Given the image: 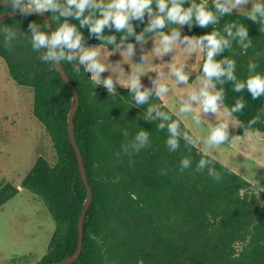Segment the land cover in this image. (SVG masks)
<instances>
[{
    "label": "trees",
    "instance_id": "trees-1",
    "mask_svg": "<svg viewBox=\"0 0 264 264\" xmlns=\"http://www.w3.org/2000/svg\"><path fill=\"white\" fill-rule=\"evenodd\" d=\"M62 2V0H61ZM205 0H195L204 3ZM209 9L213 0H206ZM186 3L184 7H188ZM155 11V6L153 5ZM231 12L220 18L217 25L201 28L193 23L180 27L185 34L201 36L213 30L222 35L225 25L235 22L248 30V39L264 55V31L261 25L247 19L249 12ZM11 10L0 4V14ZM54 13L47 12L52 21ZM87 15V13H85ZM1 20V17H0ZM35 22L43 32L48 31L44 19L38 15L21 13L5 17L0 22V56L4 59L10 77L19 85L28 87L32 94L31 112L48 135L55 152L51 162L43 155L34 159L20 179V185L40 198L54 221L47 249L40 259L32 264H48L70 255L78 239L77 220L87 195L81 179L74 149L68 137L67 114L72 104V93L60 76L56 65L43 62L39 52L32 49L29 23ZM64 22V18H60ZM84 37V42L104 45L89 34L87 26L79 27V21L68 18ZM139 34L147 26L132 21ZM53 30L58 23L51 22ZM13 28L17 39L12 42V51L5 48L3 29ZM176 25L162 29L167 33ZM235 31V29H233ZM105 36L121 33L114 28H105ZM154 35L147 34L148 37ZM128 43H136L134 37ZM240 45L233 40L232 47L216 59H233L236 62L237 81L247 78L239 72L236 60ZM205 53L199 69L205 61ZM70 81L78 93V102L73 113V131L80 148L92 198L83 217L82 248L70 264H100L101 246H106L112 257H119L137 264H264V192L252 188L249 181L213 159L209 154L192 147L183 139V133L195 136L185 124L160 103L155 91L147 103L136 105L128 88H116V95L108 94L102 85L95 87L90 73L80 66V74L73 72V65L62 62ZM224 89L225 108L231 109L238 99L245 107L232 116L238 122L237 133L243 131L264 132V96L253 99L247 89L233 91V82L217 84L215 90ZM143 90V89H142ZM95 94V96L93 95ZM169 115L163 120L151 115L153 107ZM260 114L261 122L248 129V121ZM172 120L180 123L179 148L170 152L166 141L169 138L167 124ZM160 123L165 124L158 130ZM149 133V145L138 153L125 155L121 146L130 142L139 131ZM124 132L128 136L123 135ZM121 152L117 157L116 153ZM188 158L191 167L181 171L180 162ZM210 163L197 172L200 159ZM214 168L221 173L220 181L208 175ZM166 171L167 174H162ZM18 191L16 184H0V205Z\"/></svg>",
    "mask_w": 264,
    "mask_h": 264
},
{
    "label": "clouds",
    "instance_id": "clouds-1",
    "mask_svg": "<svg viewBox=\"0 0 264 264\" xmlns=\"http://www.w3.org/2000/svg\"><path fill=\"white\" fill-rule=\"evenodd\" d=\"M5 7L11 8L12 12L19 11L22 15H33L35 13H54L51 22L58 23V27L49 35L39 29L35 22L28 25L30 29V43L34 51L43 49L39 59L52 65H60L67 62L73 65V72L80 74V66H83L85 73H90V80L95 87L102 85L107 89L108 94L116 95L114 80L111 76L102 78V73L108 71L105 63L98 60L100 52L95 47L84 48V37L75 24L68 22V18H74L79 21V27L87 26L89 34L95 36L100 41L108 45H112V53L120 52L130 60L136 54V47L132 43H128L129 37H134L137 44L143 46L148 39L147 34H158V46L155 47L159 56L172 53L175 46L183 45V50L190 56L197 50L205 53V61L202 66L204 79L198 89H192L187 94L179 108L180 114H193V122L199 126L201 124V115L218 114L224 101V89L221 87L216 89V85H223L225 82H233V91L239 93L247 89L251 93L253 99L264 96V75L256 73L249 76L244 82L237 81L235 75L236 62L233 59L223 58L217 60L216 57L225 52L226 49L232 47V41L235 40L243 50H247L251 46L248 39V30L242 24L232 22L224 26L222 35L220 31L213 30L208 34L189 37L181 36L177 27L172 28L169 34H165L162 29L169 25L183 27L187 25L189 28L195 23L196 26L206 28L208 26L217 25L220 18L228 15L233 9L247 4L248 0H213L212 8L209 9L206 0L204 3L197 4L195 0H3ZM188 7H184L185 4ZM155 6V11L153 9ZM87 13V15H85ZM145 14L148 17L147 26L137 34L134 30L133 20L143 22ZM64 18V22H60V18ZM247 19L261 25V31H264V4L257 3L249 12ZM49 27V24H47ZM105 28H114L116 32L121 33L119 42L115 35L105 36L103 33ZM235 29V31H233ZM5 36V48L11 52L12 42L17 39L18 33L15 29L5 27L3 29ZM143 62H147V57H141ZM257 64L252 62L248 65L250 73H255ZM184 66H172L171 74L175 77L177 84H187L189 75L184 72ZM199 79V78H198ZM155 95L159 98L168 93L169 88L166 84L153 81ZM127 88L132 93L133 100L136 105L147 103L149 97L153 94L151 89L143 88L140 82V74L129 75ZM143 89V90H142ZM95 96V94L93 93ZM199 105V112H196L193 105ZM245 107L242 99H238L231 108H224V115L231 117L233 113L241 112ZM156 112V116L162 117L163 120H170L167 113L161 112L153 107L148 108V116L146 119H154L151 115ZM261 122L258 113L248 121V129L253 125ZM158 130L165 128L164 123H160ZM180 123L172 120L167 124L169 138L166 141L170 152H175L179 148L177 137L181 135L179 132ZM125 137L128 136L124 132ZM252 133L249 131V136ZM229 123L221 122L210 130V135L205 141L208 147H219L228 141ZM183 139L192 147L198 144V138L194 139L187 132L183 133ZM239 140L242 137H235ZM149 145V133L139 131L134 138L121 146L122 153L132 155L138 153L141 149ZM121 152L116 153L120 157ZM210 163L208 159H200L196 171L200 172ZM181 171L191 167V161L184 158L180 162ZM162 174H167L162 171ZM208 175L215 181L222 179L221 173L214 168L208 169Z\"/></svg>",
    "mask_w": 264,
    "mask_h": 264
},
{
    "label": "rangeland",
    "instance_id": "rangeland-1",
    "mask_svg": "<svg viewBox=\"0 0 264 264\" xmlns=\"http://www.w3.org/2000/svg\"><path fill=\"white\" fill-rule=\"evenodd\" d=\"M257 3L264 4V0H248L247 4L233 9L232 12H245ZM0 4H3V0H0ZM177 28L181 36L193 37L185 34L180 26ZM132 44L136 47V54L129 60L123 53L113 54L112 49L104 45L83 41L84 48L95 47L100 52L98 60L109 69L101 74L102 78L111 76L115 89L127 88L129 75L133 74H140L143 88L155 91L153 81L157 80L166 84L169 91L159 97L160 103L173 112L195 138H198L196 147L249 181L253 189L264 192V132L251 131V137L246 130L238 134V122L233 116L224 115V105L216 115L200 114L202 122L199 126L193 122V114L179 113L188 92L198 89L204 79L202 71L197 73L202 52L197 50L189 56L183 50V45H177L172 53L159 56L155 51L158 34L148 37L143 46ZM142 56L147 57L146 63L142 61ZM236 60L240 64L239 72L245 78L256 73L264 75V55L253 43L247 50L241 49ZM252 62L257 64L255 73L248 70V65ZM181 65L189 75L187 84H177L171 74L172 66ZM31 99L29 88L17 84L10 77L5 61L0 56V184L11 182L18 187V191L0 205V264L35 263L46 251L54 229V221L44 202L20 185V179L36 156L43 155L51 162L55 157L48 135L32 115ZM193 107L199 112V105L194 104ZM221 122L229 123L228 141L219 147H208L205 141L210 130ZM235 137L242 139L237 140ZM99 252L100 264H134L112 257L106 246H101Z\"/></svg>",
    "mask_w": 264,
    "mask_h": 264
},
{
    "label": "water",
    "instance_id": "water-1",
    "mask_svg": "<svg viewBox=\"0 0 264 264\" xmlns=\"http://www.w3.org/2000/svg\"><path fill=\"white\" fill-rule=\"evenodd\" d=\"M19 13H20L19 11H16L14 13L11 10H7V11L2 12L0 14V17L2 20L5 17L13 16V15H16ZM36 14L40 15L44 19L46 24H49L48 31H49V35H50L51 32L54 30H53V26H52V24H51V22L47 16V13H42V14L36 13ZM1 20H0V22H1ZM56 68H57L60 76L62 77L63 81L67 84V86L70 88L71 93H72V97H71L72 98V104H71V106L68 110V114H67L68 137H69V140H70L72 147L74 149V152H75V156L77 159V164H78V169L80 172L81 179H82V181L86 187V190H87V195H86L82 210H81L80 215H79L78 220H77L78 239H77V245H76L75 250L70 255L64 257L63 259L48 263V264H70L71 262L76 260V258L80 254V251L82 248L83 217H84L85 210H86V208H87V206L90 203L91 198H92V188H91L90 184L88 183L87 174H86V170H85L83 159H82V154H81L80 148L76 142V139L74 137V131H73V113L75 111V108H76V105L78 102V93L76 91V88L73 86L72 82L70 81L68 74L66 73L62 63L60 65L59 64L56 65Z\"/></svg>",
    "mask_w": 264,
    "mask_h": 264
}]
</instances>
